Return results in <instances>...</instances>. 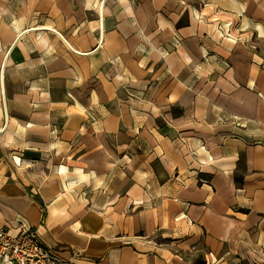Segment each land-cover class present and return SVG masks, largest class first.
Listing matches in <instances>:
<instances>
[{"label":"crops","instance_id":"crops-1","mask_svg":"<svg viewBox=\"0 0 264 264\" xmlns=\"http://www.w3.org/2000/svg\"><path fill=\"white\" fill-rule=\"evenodd\" d=\"M19 224L73 264H264V0H0Z\"/></svg>","mask_w":264,"mask_h":264},{"label":"built area","instance_id":"built-area-1","mask_svg":"<svg viewBox=\"0 0 264 264\" xmlns=\"http://www.w3.org/2000/svg\"><path fill=\"white\" fill-rule=\"evenodd\" d=\"M173 47L181 45L179 38H174ZM217 64L227 65L226 61L217 57ZM237 127H243L241 120L233 119ZM0 264H73L62 260L55 252L46 248L38 233L24 224L9 230L0 227Z\"/></svg>","mask_w":264,"mask_h":264},{"label":"rangeland","instance_id":"rangeland-1","mask_svg":"<svg viewBox=\"0 0 264 264\" xmlns=\"http://www.w3.org/2000/svg\"><path fill=\"white\" fill-rule=\"evenodd\" d=\"M232 264H242L241 262L235 261L234 263L231 261Z\"/></svg>","mask_w":264,"mask_h":264}]
</instances>
